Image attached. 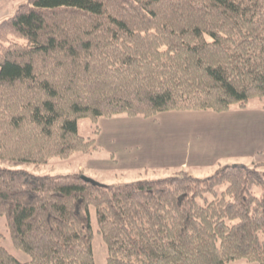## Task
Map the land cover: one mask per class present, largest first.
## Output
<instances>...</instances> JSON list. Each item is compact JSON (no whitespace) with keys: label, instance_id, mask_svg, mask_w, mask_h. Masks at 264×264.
I'll list each match as a JSON object with an SVG mask.
<instances>
[{"label":"trees","instance_id":"1","mask_svg":"<svg viewBox=\"0 0 264 264\" xmlns=\"http://www.w3.org/2000/svg\"><path fill=\"white\" fill-rule=\"evenodd\" d=\"M264 99V0H24L0 21V161L99 149L101 119L227 112ZM89 118L93 136L79 134ZM0 166V217L21 262L264 264V163L108 185Z\"/></svg>","mask_w":264,"mask_h":264},{"label":"crops","instance_id":"2","mask_svg":"<svg viewBox=\"0 0 264 264\" xmlns=\"http://www.w3.org/2000/svg\"><path fill=\"white\" fill-rule=\"evenodd\" d=\"M161 115V116H160ZM161 117V118H159ZM160 120L168 123L167 128L179 126L182 130L192 131L195 128L187 126H201L213 132L214 136L207 139L208 151L198 145V140L192 137H181L170 141H162L156 145L154 138H150L143 146V151L127 152V147L113 144L114 137L121 133L123 128H131L133 136L126 138L128 141H140L141 129L152 130L158 128L156 123ZM107 122V123H105ZM187 125V126H183ZM101 133L97 137L100 149L104 146L111 147V159L98 158L91 163V168L102 166L109 169L125 171L131 168L138 174L155 172L157 170H189L190 168H220L230 163H244L257 161L264 163V105L252 109L239 111L214 112V111H169L157 115L155 118L114 117L101 119ZM176 130V129H175ZM147 132V131H146ZM191 134V133H190ZM140 138V140H139ZM110 140V142H109ZM131 146H137L132 145ZM126 148V149H125ZM219 149V151H218ZM116 157L112 158V155ZM121 162V163H120ZM120 163V164H119ZM118 165L122 167H118ZM189 172V171H188ZM192 174V173H191ZM198 177V176H196Z\"/></svg>","mask_w":264,"mask_h":264},{"label":"rangeland","instance_id":"3","mask_svg":"<svg viewBox=\"0 0 264 264\" xmlns=\"http://www.w3.org/2000/svg\"><path fill=\"white\" fill-rule=\"evenodd\" d=\"M23 1L24 0H0V21L6 16H8L10 12L13 9H15ZM258 105H264V99L262 100L259 98L252 99L248 104V108L252 109L254 107H257ZM240 109L241 107L235 104L231 107L230 111L234 112V111H239ZM159 114H162V113H159ZM117 117L129 118L128 116H125V115H120ZM167 124L168 123H163V121L160 120V123L159 122L156 123V126L158 128L153 129V131L149 129H146V130L141 129L140 132L141 133L145 132V133L140 135L142 139L140 140L139 138V140L144 141V142L126 140V138H129V136H133V134L137 135L136 133H133L131 131L133 130L131 128L121 129V133H118V135L114 137V140L112 142L116 146H121V147L126 146L127 152L134 153L137 150L143 151L142 143L144 144L145 142L150 140V138H154L156 141L155 144L160 146V143L162 141H170L172 139L179 138V136H181L182 138L192 137L194 139H197L198 145L202 146V148L205 149L206 151H208V148H204L207 143L206 140L209 139V137L211 136H214V140H215V134L213 132L199 125L193 127V126L183 125L181 123L183 126L196 129V130L192 129V131H189V130L186 131V130H182L178 128L179 126H173L171 129H168ZM93 130H94V124L89 118H83L79 120V123H78L79 134H81L84 137H91L93 136ZM130 143L132 145H137V146L133 147L130 145ZM115 145L109 144V148L104 146V149L99 148L97 151L89 153V154L83 153V152L75 153L70 158H67V159L60 158V157H53L48 162L38 165V166L30 162H20V161H14V162L0 161V166L25 169V170H28L34 173L52 174V175L70 174V173L78 172L81 174H85L86 176L93 179L95 182L108 184V185L132 182V181H137L140 179L163 178V177H167L169 175L174 174L173 172L174 170H167V169L157 170L155 172L147 171L149 173H146V174L145 173L138 174L136 169L132 170L131 168L129 169L125 168V171H120L117 169L113 170L109 168H104L102 166H97L96 168L92 169L90 166L91 163L97 161L98 158L106 159V160L111 159V154H110L109 149ZM113 156L116 157V154L112 155V158H114ZM244 163H246L249 166L252 165V161H245ZM118 167H122V166L118 165ZM187 171H189L195 176L204 178V177L214 174L217 171V168H210V169L190 168ZM92 218H93V226L95 230V237L93 240L95 262L96 264H105L107 261V257H108V248H107L106 243L103 240L102 235L98 233L97 231L98 224H97V219H96V214H95L94 209L92 210ZM0 233L5 234L6 237L3 239L2 243L13 255H15L21 262L30 261V256L25 251L18 249L14 246L10 233L8 232L6 218L4 216L0 217ZM229 264H258V263L248 261L245 259H241V260L233 261Z\"/></svg>","mask_w":264,"mask_h":264},{"label":"water","instance_id":"4","mask_svg":"<svg viewBox=\"0 0 264 264\" xmlns=\"http://www.w3.org/2000/svg\"><path fill=\"white\" fill-rule=\"evenodd\" d=\"M82 177L87 180V181H94L93 179H91L90 177L86 176L85 174L82 175Z\"/></svg>","mask_w":264,"mask_h":264}]
</instances>
